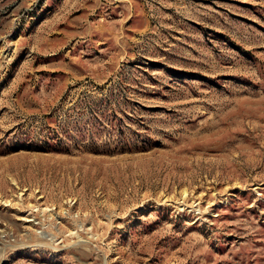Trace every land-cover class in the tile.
I'll use <instances>...</instances> for the list:
<instances>
[{
	"label": "rangeland",
	"instance_id": "1",
	"mask_svg": "<svg viewBox=\"0 0 264 264\" xmlns=\"http://www.w3.org/2000/svg\"><path fill=\"white\" fill-rule=\"evenodd\" d=\"M0 264H264V0H0Z\"/></svg>",
	"mask_w": 264,
	"mask_h": 264
}]
</instances>
